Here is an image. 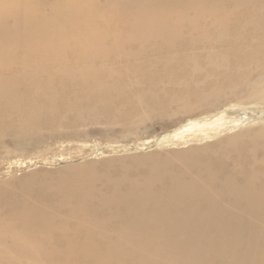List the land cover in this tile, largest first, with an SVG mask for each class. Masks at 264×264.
I'll use <instances>...</instances> for the list:
<instances>
[{"label":"rangeland","instance_id":"obj_1","mask_svg":"<svg viewBox=\"0 0 264 264\" xmlns=\"http://www.w3.org/2000/svg\"><path fill=\"white\" fill-rule=\"evenodd\" d=\"M126 1L132 4L135 8L139 9L142 13H144L147 9V7H142L141 8L142 10H141L139 7H136L132 2L136 1L138 3L137 0H126ZM177 1L175 5L173 6L174 13L181 14L182 12V14H184L183 11H186L189 8L190 10L188 9L185 14L186 16L188 14L187 17H190L189 19H192L191 16L193 17L195 11H198V9L200 11L201 9L202 11L206 10L200 6L202 2H207V4L208 3L212 4L213 1L214 3H216L218 0H200V2L198 0L197 1L189 0V1H193L191 2L193 6L190 4V2L189 4H187L188 2L187 0H183L184 2L182 0H177ZM219 1L224 2L222 3L223 6L220 4L221 2L219 3V5L217 4ZM219 1L216 4L218 5V7L226 6L224 7V9L220 7L223 11L227 10L226 13L218 10L219 8L216 6V4L214 3L212 5L209 4L208 5L209 7H207L208 9L211 7L209 11L210 13H207L209 18L206 17V20L204 19V22L203 20L202 21L198 20L196 24L197 27L203 26V25L205 26L208 23V20L210 18H214L216 16L217 18H219V20H222V18L225 17V15L230 11H231L229 13L230 15L228 14V16L231 17V13L233 11L234 17L242 18L245 16L248 10V7L251 5V2L253 0H245V3L240 4V5H238V3L237 4L228 3V1L226 0L225 1L219 0ZM195 2H198V3H195ZM182 3L184 5H182ZM197 4L198 6H196ZM236 5H238L239 7ZM184 6L185 7L189 6V7L185 8ZM202 6H204V4H202ZM215 6H216V9H214ZM234 7H238L239 11L237 10V8L235 11ZM179 8H181V10ZM229 9L231 10L229 11ZM139 10L133 12L132 15L136 16L137 14H139L140 12ZM189 11H193V12L189 13ZM220 12L222 13L221 15L223 16L218 15L220 14ZM234 17L232 16V18ZM222 21L225 22V18H223ZM224 22L220 23L218 29L215 30L216 35H214L215 38L213 37V40H212L213 42L209 40H207V42H204L202 41L203 38H200V37L196 39L192 37L191 38L181 37L182 38L181 39L179 37L178 42L176 41L174 43V47L177 45L175 48L172 46H169L166 49H164V47L168 46V44H164L162 40L160 44H157L154 46H152L150 42L146 44V46L141 47V48L137 45H132V47H135L136 50H131L130 52L132 54L137 53L138 55L132 56L126 62H118V63H121L120 66H117L119 65L117 62L114 63L113 65L112 64L107 65V67L102 66L101 64H93L91 65V68H93V70L89 69L88 71L87 69L90 68L88 67L86 69L87 71L86 70L83 71L88 75L87 77L85 75V78L87 80L85 78H82V75L80 73H77L78 71L75 72L74 71L75 69L73 70L74 68L73 64L69 65L67 70L71 68L72 69L71 72L74 71L73 73H75L74 75H76L77 78L73 75V73H72L73 77L67 76L66 75L67 73H65V71H64L65 74L62 73L60 76L57 75L58 77L53 76V77L47 78V77H41L40 74L34 75V77H36L35 86L31 88L28 87V89L18 90L14 94V96L11 97L10 99V101L14 103L13 106H11L8 103L0 106L1 108L0 109V208H1L0 218L8 217L9 219L6 218V220H9L10 222L13 219H20L21 221H25L27 227L24 230H28L29 228L33 227L32 229H29L30 232L31 231L33 232L30 233L29 230L28 232L23 231V229H19V232H21V235L27 233L29 236L27 234L23 236L28 237V239L30 240L38 241V239L40 238L42 239V237L38 235L39 234L38 232H41V230L45 231L47 229L48 231L46 230L45 232H48V233L44 232L43 234H45V236L47 234L48 236L50 235L49 239H51V236H52V242L54 241L55 243L59 242V238L61 237L60 236L54 237L55 235L49 232L50 230H57V229L59 230L60 228L62 229L61 230L62 232L69 230L67 231V233H68V236H71V234L74 231H76V228L79 225L78 220L79 221L81 220V223H84L88 221L89 222L94 221L95 219L94 224L96 223L95 224L96 226H94L90 230L83 229L80 238H88V237L93 238L96 241V243H98V244L95 243L98 247L96 249L107 251L106 248H108L110 250H113L114 252L111 255L103 253L102 255H100L102 257L97 256V258L98 257L102 258L99 261H97V264H114L115 262L116 264H131V263L132 264H147V263L148 264L150 263L151 264H188V261L190 260H197L196 264H264V210H262L264 209V206L259 207L258 210L254 214L247 213V211L245 210L246 203H241V205L230 209L229 195L234 200V197H232L231 195L232 191L230 189L229 191L227 190L222 191L218 183L221 180H226V178L232 177L234 182L235 183L237 182L236 186L243 184L238 189L242 191L244 190L243 193H245L246 192L245 190H247L245 179L252 178V181L253 180L254 181L252 182L253 185L250 186L249 188L250 192H252L250 198H252L253 196L257 197L264 203V177H263L264 176L263 175L264 174V164H262L264 163V157H259L257 160L259 161L260 159V161L259 163H256L258 165H255L254 167V165L252 164L253 166H251L250 168L247 165L246 158L237 160L238 158L237 156H232L231 157L232 158L231 160L233 161V164H231L232 167L230 166L224 167L223 165L224 163L221 162V158L218 156L222 152L224 153V150H226L227 152V149L229 147H226L224 145H216L218 142L225 140L227 137L229 136L231 137L232 135L234 136L238 133H241L242 131L249 130V128L250 129H256V128H261V127L264 128V110H263L264 107L258 104L256 105V103L254 104L253 101H249L248 100L249 94H248L247 89L246 88L241 89L242 82L244 83L246 81L245 84L243 85H247L248 82L254 83V79H255V83L264 81V53H263L264 44L263 45L261 44L251 45L252 43H247L246 45L245 44L238 45L236 43L233 46H230L229 48L221 51V48H220L221 46L217 43L216 45L220 47H215L216 50L213 53V48L211 47L215 43V41H218L216 37H220L221 32H222L221 35L225 36V38H230L229 36H231L232 39H234V35L238 34L239 32L240 33L243 32L242 29H240L236 24H234V25H229L231 27L230 31L223 33V31H221L223 29L221 28H223L225 23L228 24V22H225V23ZM57 23L59 26L64 25L62 22H59V21H56V24L54 25L57 26ZM71 23L74 24L75 22H71ZM174 23L179 24L178 21ZM137 25L138 23L134 24V26L131 27L132 29L130 28L132 33H134L133 31L137 27ZM184 26H185V29H184ZM188 26H189L188 23H184L183 25L180 26V33L182 31L184 32V34L182 32V35H185L187 31H193V29H190ZM176 28H179V26ZM198 29H201V27H199ZM218 31L219 33L217 35ZM178 35L175 36L177 39H178ZM193 39L195 40L194 42L191 41ZM196 41L199 42V44ZM203 46L205 47L204 49H203ZM149 47L151 48L154 47V48L150 49ZM248 48H251V49H248ZM207 49L212 50V52ZM256 49H258L260 52ZM193 50L195 51L193 52ZM201 50L202 52H211L212 55L211 53L210 55L214 61L213 60L211 61V58H210L209 60L210 62L208 61L201 62L200 70L201 71L204 70V71L201 72L199 70V73H206L207 71L209 73L210 72L218 73L217 74L218 78L216 77V80L219 81L218 84L217 83L214 84L212 80L207 81V78L204 77V75H202L198 79H194L190 73L186 72L185 70L179 69L180 67H183V68L185 67L184 66L186 63L185 58L194 57V55L196 56L201 55V52H200ZM253 51H254L255 57L252 59L250 58L249 54H252ZM243 52H245L244 54H248L247 56L248 58H244ZM173 54H176V55H173ZM188 54H190V56ZM239 54H240V57H239ZM154 56L156 58H154ZM221 58L222 59L226 58L228 60L227 66L228 68H230V75L232 77L231 82L229 81L224 82V79L221 78V75H223L222 70L215 69V67L220 62ZM169 61L172 63L173 67L165 69ZM213 62L215 63L218 62V63L214 64ZM203 66H206V67H203ZM126 67L127 69H129V71H126ZM46 70L47 71L49 70L48 72H50V68H46ZM94 70L96 71V74ZM103 70H105L106 72ZM238 70L239 72L237 74H234V72ZM119 71H121V73ZM115 72H117V74ZM156 73L161 74V77L167 74L174 73L175 77H174L173 82L170 85L166 87L158 88L157 81L155 79ZM151 74H154V75H151ZM79 76H81L82 79ZM97 78L99 80H96ZM105 78L106 79L108 78V80H105ZM201 83L202 84L205 83V84L202 85ZM137 84H140V85H137ZM114 85H115V88H113ZM220 85L222 89L219 87ZM122 86L124 89L122 88ZM197 86L200 89H198ZM218 89H219V93L217 95L215 94V92L218 91ZM223 89L224 91L222 92ZM228 89L230 90L228 91ZM231 89H233L232 93H231ZM115 90L118 92H116ZM160 91H164V92H160ZM209 91L210 92L213 91V94L212 93L209 94L210 93ZM175 94L177 95V98H175L176 96ZM203 94H206V95H203ZM186 95H189V96L185 97ZM213 95L215 97L217 96L216 97L218 99L217 102H216L215 97H213ZM226 95L228 97H225ZM178 96L179 98H182V99H179ZM183 97H185L184 98L185 103H184ZM206 97L207 98L212 97V98L206 100L207 99ZM15 100H19L23 107L22 110H19L21 111L20 113L18 110L15 109ZM138 100H141L142 102H139ZM187 102H189V104H187ZM201 102H203V104ZM200 103L202 104V107H200ZM183 104H186V105H184L183 108H181ZM194 104L196 105L193 108V106L191 105H194ZM197 104L199 106H197ZM230 104H231V107H230ZM251 105H253L254 107H252ZM187 106L190 109L189 108L186 109ZM39 107L40 109H38ZM197 107L199 110L197 109ZM232 107L233 109H231ZM193 122L196 124H194ZM212 124L214 126H212ZM250 125H253L251 126L252 128L250 127ZM189 126L190 127L192 126L193 130H192V127L190 128ZM196 126H197V129L199 127L201 128L197 130ZM186 128H188L189 130L191 129L192 131H188ZM139 129L140 131H138ZM239 129L241 131H239ZM48 131L50 132L48 133ZM182 131H184L185 133ZM201 131L202 132L204 131L206 134L205 133L203 134ZM188 132H190V134ZM127 133H129L130 135ZM201 133H202V136H200ZM207 136H210V137H207ZM247 143H248V140L244 139L243 141H239V143L237 142V146H242ZM258 145H257L258 148H261L264 145V142H258ZM204 146L205 148L207 146L210 147L209 149L211 150L210 152L211 154L207 153V157L203 156L202 153H198L194 155L193 157L190 156L187 158H182L181 160H177L174 157V153L176 154V153L186 152L187 150L189 151L190 149L191 150L193 149L194 151L198 152L201 150L200 147L203 149ZM218 146L219 148H217ZM221 146L222 148H220ZM218 152H219V155H218ZM144 154H150V155H148L147 157V155H144ZM200 154L202 156L198 157L200 156ZM135 155H137L138 157ZM140 155L141 157H139ZM169 155L170 156L173 155L172 158H170ZM145 156L147 157L146 158L147 160L143 159ZM212 157H214V159ZM138 158L139 159L142 158V159L139 160ZM216 158L218 161L215 160ZM133 159L134 160L136 159L135 161L137 160L138 161L137 162L134 161L135 163H133ZM212 159H213V162H212ZM223 159L225 158L223 157ZM142 160L143 161L146 160L144 161L146 162V164L143 163ZM187 160L189 163H187ZM219 160L221 162L220 166H218ZM163 161L165 162L163 163ZM193 161L197 162V164L195 165L193 164L194 167L191 166V163ZM203 161H206V162H203ZM119 162L120 164H118ZM169 162L172 165L168 164V167L162 166ZM174 162H176L177 164ZM209 162L211 164L210 171H212L211 172L212 174L214 173L213 175L216 178V181L209 185L205 184L204 189L207 192L213 191L212 193H216L218 196L213 195L210 199L199 200L193 203L190 201L184 202V205L186 206L187 209L192 208L195 210L196 214L198 215L205 214L207 216L208 221H206L205 224H207L208 228L204 229L202 232H199L198 228H201L202 226L197 225L196 226L197 229L194 227L192 229H189V231L187 230L188 235L184 239L163 238V239H157V240H146V239L145 241L140 240L141 253H137V254L129 255V256L119 254L118 248L121 247L122 245H123L122 247L125 250L132 251L134 248L137 249V244L135 242L136 240L128 239L124 234L123 236L118 234L119 235L118 236L117 234L112 232L113 230L112 231L110 230L116 227L114 231L116 230L118 231L119 227L121 226L120 221H114V220L107 219L109 218L108 214L110 212H111L110 214L114 213L115 211L119 212L120 214L122 213V211H120L121 209L119 206L115 208L114 202L118 204L120 200L118 201L117 199L120 196L128 194V192L130 191H131L130 193H133L134 189H136L137 187L147 188V184L152 180L153 177L158 178V179L162 178V181H163L164 178L168 175L182 177V176H186L190 174H197L200 168H202V166L206 165ZM121 163L124 166L127 164L126 165L127 167L125 166L126 170H125V167ZM142 163L146 167L144 166V168H142L143 166ZM155 163L157 164V167ZM249 163L250 162L248 161V164ZM150 165L153 168L150 167ZM170 165L171 167L169 168ZM215 165H217V168ZM239 165L241 166L239 167ZM160 166L163 167V168H160L162 170L160 169L158 170ZM214 166L216 170L215 168L212 170ZM233 167H236V168H233ZM237 168L239 169L237 170ZM241 168H242V172H240ZM81 169H83L84 172ZM89 170L90 171L93 170L92 173L89 172ZM149 170L152 172H150ZM217 170H220V171H217ZM224 170H226V172ZM94 171L95 173L93 174ZM189 171H192L194 173H190ZM254 171L255 172L258 171L257 175L258 173L261 172L260 173L261 175L259 174L258 176L259 178H256L257 176L255 175L256 173ZM121 172L124 173V175L121 174ZM148 172H150L151 174ZM96 173L98 175H96ZM99 174H101L102 177ZM147 174H150V175L148 176ZM221 175H224V176L222 177ZM89 176L92 178H90ZM95 176H98L100 178L104 177V178L103 179H100L97 177L95 178ZM159 176L161 177L159 178ZM92 179L93 181H91ZM165 179H168V177H166ZM242 179H243V182H242ZM79 180L84 183L79 182ZM120 180L121 182H124V184L121 183ZM88 181H91V182H88ZM112 181L113 183H116L118 181L116 183L117 186L116 184L114 185L113 183H110ZM164 182L166 183L167 180H164ZM118 183H121L123 185L118 184ZM257 183H260V185ZM4 185L6 189L4 188ZM54 185L55 186L57 185V186L55 187ZM101 185H102V188H101ZM118 185L120 186L118 187ZM130 185H133V186H130ZM213 185L215 186L213 187ZM156 186H159L160 188L159 187L155 188V186L152 188L151 193H153L154 196H157L158 194H160V192L168 193L170 190H172L171 186L168 184L167 185L157 184ZM208 186H209V189H208ZM93 187H95L96 189ZM112 190L113 191L115 190L116 192L120 190V191H123V193L117 192V194H114L115 191L112 193ZM105 194L107 195L105 196ZM91 195L93 197L95 196L94 199L92 198ZM110 197H112L113 199L112 198L110 199ZM200 201H201V205L203 206H200ZM202 203H204L205 205ZM217 203L219 205H217ZM69 204H71L73 207L71 205L69 206ZM242 204H245V205L242 206ZM109 208L111 211L109 210ZM147 208L150 209L152 207H147ZM117 209L118 210L120 209V210L118 211ZM162 209L163 210L165 209L164 211L170 216H174L177 213L175 209H168L170 210L169 212H167L166 208H162ZM153 210H155L156 212L161 211L157 209H153ZM242 210L246 211V213H242L241 212ZM14 211L16 212L14 213ZM150 211H152V209H150ZM78 213L81 215V217H78V220H76V218H74L73 216L74 214L77 215ZM15 214H16V217H15ZM19 214H22L24 216L19 215ZM224 214L225 215L229 214V215H227L226 217ZM27 215L29 216L27 217ZM235 217L239 219V222H236L237 220L235 219ZM144 218L145 217L143 216L141 217L140 224L145 225L147 228H150V229L151 228L158 229L160 221L158 220L153 221L147 217L145 219ZM73 219H75V221ZM185 219L186 221H188V219L190 218L186 217ZM170 221L177 222V219L174 218V219H171ZM225 221H227V223ZM229 221L231 222L232 225L230 224ZM58 223H60V225H58ZM74 223L76 225H74ZM143 223H146V224H143ZM216 223H220L224 226V227L221 226L223 227L221 228L222 233H220L219 230L215 229ZM67 224L69 227L67 226L65 228L64 226H66ZM97 224L99 226H97ZM177 224H180V223L177 222ZM225 224L227 226H225ZM250 224L256 225V227L252 228L250 227ZM54 225L56 226L54 227ZM99 227L100 229H98ZM101 228H103L102 230H104L107 234L101 233ZM232 229L233 231L231 232ZM183 232L185 231L183 230ZM32 233L33 234L36 233L37 238L36 236L34 237L35 234L33 235ZM194 233L201 234L198 243H203V245H207L210 248L211 247L216 248V254L221 253L225 260H218L217 259L218 257L215 256V254L208 256V258L206 259L201 258V253L191 248V243H193L194 241V238H193ZM98 234L100 236H102V234L104 236H108L110 240L106 239V242H105L100 237L98 238ZM222 234H224L225 238H223ZM111 235L112 236L114 235V236L112 237ZM41 239H40V242H41ZM110 241L112 244L111 245L112 248L108 247L110 245L108 246L103 245L104 243L107 244ZM181 242L183 244H181ZM128 247L129 249H127ZM175 248H177V251L175 250ZM203 251L206 252L205 250ZM35 256H37L39 259H44L39 254ZM126 256H127V259H126ZM87 257L94 258L95 256L90 254ZM103 259L105 261H103ZM128 259H129V263H128ZM42 261L47 264L45 260H42ZM54 262L57 263L59 261L55 260ZM111 262H114V263H111Z\"/></svg>","mask_w":264,"mask_h":264},{"label":"bare ground","instance_id":"obj_2","mask_svg":"<svg viewBox=\"0 0 264 264\" xmlns=\"http://www.w3.org/2000/svg\"><path fill=\"white\" fill-rule=\"evenodd\" d=\"M137 1H138V3L136 1L132 2L136 7H139L140 9L142 7H147V9H146V11L144 13H142L139 9L135 8L132 4L128 3L126 0H0V106H2L4 104H7V103L10 104L11 106H13L14 103L11 102L10 99H11V97L14 96V94L18 90H20V89H28V87L31 88V87L35 86L36 85V81H35L36 77H34V75L40 74L41 77L50 78V77L57 76V75L60 76L65 71V73H67L66 74L67 76H70V77L72 76L73 77V75L75 74L73 72L74 71L75 72L78 71L77 73H80L82 75V78H85V75H86V77L88 75L85 72H83V71H85L88 67H90V68L87 69L88 71H89V69L93 70V68H91V65H93V64H101L102 66H106L107 67V65H111V64L113 65L116 62L117 63L118 62H126L132 56L138 55L137 53H133L132 54L130 52L131 50H136L135 47H132V45H137V46H139L141 48V47L146 46V44H148L150 42L152 44V46H154V45L160 44L161 40H162L164 42V44H168V46L164 47V49H166L169 46L174 47V43L176 41L178 42L179 37L180 38L181 37H184V38H191L192 37V38H195V39L200 37V38H203L202 41H204V42H207V40L213 42L212 41L213 37H214V35H216L215 30L218 29L220 23L224 22V21H222L223 18H225V22H228V24L224 22L225 25L223 26V28H221V29H223V30H221V31H223V33L224 32L226 33L228 31H230L231 27L229 25H234V24H236L240 29H242L243 32H241V33L239 32L238 34L234 35V39H232L231 36H229L230 38H225V36L221 35L222 34V32H221L220 33V37H216V39H218V41H215V43L211 47V48H213V53L216 50L215 47H220L221 46L220 48H221V51H222L224 49L229 48L230 46H233L236 43L238 45H240V44H245L246 45L247 43H252L251 45H253V44H261V45H263L264 44V0H253L251 2V5L248 7V10H247L245 16L242 17V18L234 17V14H233L234 12L233 11L231 13V17L228 16V14L231 12L230 11L231 9H229L230 12H228L225 15V17L222 18V20H219V18H217V16L215 15L216 17L210 18L208 20V23L205 26L204 25L203 26H199V27H201V29H198L199 27L196 26L197 21L198 20H201V21L203 20V22H204V19L206 20V17L209 18L207 13H210L209 11H210L211 7L209 9L207 7H209L208 5L211 4V3L207 4V2H202V4H204V6H202V4L200 6L203 7L204 9H206V10L202 11V9H201V11H202L201 12L198 9V11H195L193 17L191 15H189L192 18V19H189L190 17H187L188 14H187V16L185 14L186 11L189 8L186 11H183L184 14H182L181 11H180L181 14H175L174 13L173 6L175 5L177 0H137ZM187 1H188L187 4H189V2H190V4L192 5L191 2H193V1H189V0H187ZM198 1L200 2V0H198ZM223 1H225V0H223ZM226 1H228V3H231V4H234V3L237 4L238 3V5L245 3V0H226ZM177 2H179V1H177ZM220 2L221 1H219L217 4L219 5ZM126 3H128L129 5L126 4ZM195 3H198V2H195ZM213 3H214V1L212 2V4ZM216 3H214V4H216ZM222 3H224V2L220 3L223 6ZM217 4H216V6L218 7ZM182 5H184V4L182 3ZM238 5H236V6H238ZM189 6H187V7H189ZM196 6H198V4ZM200 6H199V8H200ZM216 6H215L214 9H216ZM222 6H220V7H222ZM187 7H185V8H187ZM194 7H195V5H194ZM220 7H218L219 8L218 10H220L221 12H225L226 13L227 10L223 11ZM224 7H226V6H224ZM224 7H222V8L224 9ZM238 7H234L235 11H236V8L238 10ZM179 9L181 10V8H179ZM232 9H233V7H232ZM137 10L140 11L139 14H137L136 16L135 15L133 16L132 15L133 12H135ZM191 12H193V11H189V13H191ZM221 12H220V14H218L219 16L222 14ZM221 16H223V15H221ZM232 16L234 18H232ZM56 21L62 22L64 25L63 26H61V25L59 26L58 23H57V26H56V25H54V24H56ZM177 21L179 22V24L174 23V22H177ZM71 22H75V23L72 24ZM137 23H138V25L134 29V31H133L134 33H132L130 28L132 26H134V24H137ZM184 23H188L189 24L188 27L190 29H193V31H187V33H185V35H182L183 31L180 33V26L183 25ZM59 24H61V23H59ZM203 24H205V23H203ZM178 26H179V28H176ZM184 29H185V26H184ZM186 29H187V27H186ZM218 33H219V31L217 32V35H218ZM183 34H184V32H183ZM241 34H243V35H241ZM176 35H178V39L175 37ZM235 39H237V40H235ZM191 41L194 42L195 40L193 39ZM197 43L199 44V42H197ZM217 43L220 46H217L216 45ZM246 47H248V46H246ZM149 48L152 49L154 47H152V48L149 47ZM204 48L205 47L203 46V49ZM231 49H232V47H231ZM248 49H251V48H248ZM248 49H247V51H248ZM207 50H209V49H207ZM256 50H258V49H256ZM256 50H255V52H256ZM194 51L195 50H193V52ZM203 51H205V50H203ZM209 51L212 52V50H209ZM200 52H201V55H197V56L194 55V57H188V58L184 57L185 58V62H186L185 65H184L185 67L184 68L180 67L179 69L185 70L186 72L190 73L191 76L194 79H198L202 75H204V77L207 78V81L212 80V82L214 84L215 83L218 84L219 81L216 80V77L218 78V76H217L218 73H216V72H210L209 73L207 70L206 71L208 73L207 72L206 73H199V70L201 68L200 67V63L201 62H207V61L210 62L209 60H210L211 55H212L211 52H202V50ZM245 52H243V54ZM175 53H177V52H175ZM210 53H211V55H210ZM173 55H176V54H173ZM188 55L190 56V54H188ZM249 55H250V58L253 59L255 57L254 51L252 52V54H249ZM243 56H244V58H248L247 57L248 54H244ZM17 57H19V58H17ZM227 57H229V56H227ZM239 57H240V54H239ZM154 58H156V57L154 56ZM173 60H174V58H173ZM212 60L213 59L211 58V61ZM215 61H217V60H215ZM227 62H228V60L226 58H223V59L221 58L219 63L218 62H216V63L213 62V63L214 64L218 63V65L216 67L215 66L214 67H215L216 70H222L223 75H221V78L224 79V82H227V81L231 82L232 77L230 75V68H228ZM71 64L74 65V68L72 67L73 70L75 69L73 72H71V70H72L71 68L69 70H67L68 66L71 65ZM118 64L119 65H117V66H120L121 63H118ZM212 65H211V67H212ZM93 67H95V66H93ZM98 67H99V65H98ZM110 67H112V66H110ZM170 67H173V66H172V63L169 61V63L166 65L165 69H168ZM203 67H206V66H203ZM46 68H50V72H48L49 70L47 71ZM105 70H107V69H105ZM105 70H103V71H105ZM239 70L235 71L234 74H237L239 72ZM94 71H93V73H94ZM126 71H129V69H127V67H126ZM203 71H201V72H203ZM119 72L121 73V71H119ZM72 73H73V75H72ZM115 73L117 74V72H115ZM178 73H180V72H178ZM95 74H96V71H95ZM133 74H134V72H133ZM151 75H154V74H151ZM74 76L76 77V75H74ZM121 76H123V75H121ZM79 77L81 78V76H79ZM174 77H175L174 73L173 74H167V75H165L163 77H161V74L156 73L155 74V79L157 81L158 88L159 87H166V86L170 85L173 82ZM95 78H96V76H95ZM96 80H99V79L97 78ZM105 80H108V78L107 79L105 78ZM183 80H185V79H183ZM240 80H241V78H240ZM205 81H206V79H205ZM243 81H244V79H243ZM245 82L244 83L242 82L241 89L242 88H246L247 89L248 94H249L248 100L249 101H253L254 104L256 103V105L258 104V105H261V106L264 107V81L255 83V79H254V83L253 82L252 83L248 82L247 85H243V84H245ZM104 84H106V83H104ZM204 84L205 83H203L202 85H204ZM137 85H140V84H137ZM194 85H196V84H194ZM111 86H113V85H111ZM186 86H187V84H186ZM79 87H80V85H79ZM116 87H118V86H116ZM219 87L221 88V85ZM113 88H115V85H114ZM122 88H123V86H122ZM197 88H198V86H197ZM163 89H165V88H163ZM198 89H200V88H198ZM53 90H54V88H53ZM229 90L230 89H228V91ZM232 90L233 89H231V93H232ZM213 91H211V92L209 91L210 92L209 94H211V93L213 94ZM223 91H224V89L222 90V92ZM116 92H118V91H116ZM120 92H121V90H120ZM160 92H164V91H160ZM225 92H226V90H225ZM166 93H165V95H166ZM218 93H219V89H218V91L215 92V94L218 95ZM53 95H54V93H53ZM177 95L175 96V98H177ZM203 95H206V94H203ZM188 96L189 95H186L185 97H188ZM220 96H221V94H220ZM228 96H229V94H228ZM228 96L226 95L225 97H228ZM136 97H138V96H136ZM185 97H183V100H184ZM213 97H215V96L213 95ZM216 97H215V99H216V102H217L218 99ZM172 98H173V96H172ZM178 98H179V96H178ZM211 98H207L206 100L211 99ZM14 99H16V98H14ZM179 99H182V98H179ZM220 100H222V99H220ZM138 101L142 102L141 100H138ZM179 101H181V100H179ZM243 101H244V99H243ZM243 101H241V102H243ZM204 102H206V101H204ZM53 103H55V102H53ZM184 103H185V100H184ZM201 103L203 104V102H201ZM201 103H200V107H202ZM207 103H208V101H207ZM187 104H189V102H187ZM184 105H186V104H183L181 106V108H183ZM195 105L196 104L191 105V106H193V108H194ZM188 106H190V105H188ZM188 106L186 107V109L189 108ZM197 106H199V105L197 104ZM251 106L254 107L253 105H251ZM230 107H231V104H230ZM22 108L23 107H22L20 101L19 100H15V109L19 111V110H22ZM38 109H40V107ZM191 109H192V107H191ZM197 109H198V107H197ZM231 109H233V107ZM234 109H235V107H234ZM244 110H245V108H244ZM20 112L21 111H19V113ZM33 112H34V110H33ZM120 112H121V110H120ZM8 119H10V118H8ZM198 119H200V118H198ZM194 124H196V123H194ZM208 124H210V123H208ZM220 124H222V123H220ZM214 125H215V123H214ZM214 125L212 124V126H214ZM197 126H196V129H197ZM251 126H253V125H250V127ZM81 127H83V126H81ZM193 127H192V130H193ZM199 128H201V127H199ZM186 129L188 131H192L191 129L190 130L188 128H186ZM194 130H195V128H194ZM138 131H140V129ZM239 131H241V130L239 129ZM49 132L50 131H48V133ZM182 132H184V131H182ZM188 133L190 134V132H188ZM202 133L204 134L205 132L203 131ZM202 133H201L200 136H202ZM127 134H129V133H127ZM191 134H192V132H191ZM194 134H195V132H194ZM124 136H126V135H124ZM207 137H210V136H207ZM244 139H247L248 143L244 144L242 146H237V142L239 143V141H243ZM108 142H110V141H108ZM114 142H116V141H114ZM258 142H264V128L263 127L256 128V129H250L249 128V130L242 131L241 133H238V134H236L234 136L232 135L231 137L229 136L225 140H223L221 142H218L216 145H224V146L229 147V148L228 149L226 148L227 152H226V150H224V153L222 152L223 155H222V153L219 155V152H218L219 156L218 155L217 156L221 158V162L224 163V164L222 163L224 165V167H229V166L232 167L231 166V164H233V161L231 160L232 156H237L238 157L237 160L246 158L248 167L251 168V166H253V165L255 167V165H258L256 163H259V161H260V159H259V161L257 159L259 157H264V145L261 148H258V146H259ZM208 146L206 148L204 146L203 149L200 147L201 150L198 151V152L194 151L193 149L192 150L190 149L189 151L187 150L186 152H181V153H176V154L174 153V157L177 160H181L182 158H187V157H190V156L193 157L194 155H196L198 153H202L203 156L207 157V153L211 152V150L209 149L210 147H208ZM197 148H198V146H197ZM217 148H219V146ZM220 148H222V146ZM8 149H10V148H8ZM223 149H225V148H223ZM171 151H172V149H171ZM220 151H222V150H220ZM160 153H162V152H160ZM216 153H217V151H216ZM169 154H171V153H169ZM144 155H147V157H148V155H150V154H144ZM135 156H137V155H135ZM172 156H170V158H172ZM201 156L202 155L200 154V156H198V157H201ZM222 156L225 159H223ZM131 157H129V158H131ZM137 157H136V159H137ZM139 157H141V155ZM147 157L145 156L143 159H146ZM158 157H159V155H158ZM160 158H161V156H160ZM212 158L214 159V157H212ZM140 159H142V158H140ZM157 159H159V158H157ZM164 159H165V157H164ZM213 159H212V162H213ZM123 160H125V159H123ZM135 160L133 159V163L138 161V160L137 161H135ZM146 160H144V161H146ZM215 160H217V158ZM144 161H143V163L146 164V162H144ZM248 161L250 162L249 164H248ZM261 161H263V160H261ZM120 162L118 164H120ZM140 162H138V163H140ZM164 162L165 161H163V163ZM166 162H167V160H166ZM203 162H206V161H203ZM221 162L219 160V162H218L219 165L218 166H220ZM123 163H125V162H123ZM143 163H142V165H143ZM174 163H176V162H174ZM187 163H189L188 160H187ZM240 163H241V161H240ZM94 164H96V163H94ZM168 164H171V163L169 162V163H166L165 165H162V166L168 167ZM193 164L195 165V164H197V162L193 161L191 163V166L194 167ZM262 164H264V163H262ZM83 165H85V164H83ZM171 165L169 166V168L171 167ZM210 165L211 164L209 162L206 165H204L205 167L202 166V168H200V170L197 172V174H190V175H186V176H182V177L171 176V175L169 176L168 175V176H166V177H168V179H165L166 177L164 178V180H167L166 183L164 182V180L162 181V178L158 179V178H154L153 177L152 180L147 184V188L146 187H144V188L137 187L136 189H134L133 193H130L131 192L130 191V192H128V194L120 196L117 199L118 201L119 200L120 201L118 202V204L116 202H114V205H115V208L117 206H119L120 209H121V210L120 209L119 210L122 211V213L120 214L119 212H116V211L114 212L112 210L114 213L110 214L111 213L110 212L108 214L109 218H107V219L114 220V221H120L121 222V226L119 225L120 227H119L118 231L117 230L114 231L116 227L114 229H110V230L111 231L113 230L112 232L117 234V235L120 234V235L123 236V234H124L128 239L136 240L135 242L137 244V249L134 248L132 251L125 250L122 247L123 245L121 246V244H120L121 247L118 248L119 252L118 251L117 252L119 254H122V255H128V256L129 255H134V254H137V253H141V251H140V240H143V241H145V239L146 240H157V239H163V238L184 239L188 235L187 234V230L189 231V229H192L194 227L196 228L197 225H201L202 226L201 228H198L199 232H202L204 229H207L208 226H207V224H205V222L208 221L207 216L205 214H203V215L196 214L195 210L192 209V208L191 209H187L186 206L184 205V202L185 201H190V202L193 203V202L199 201V200L210 199L213 195L218 196L216 193H212L213 191L212 192H210V191L207 192L204 189L205 184L209 185V184H212V183H214L216 181V178L213 175L214 173L212 174L211 173L212 171H210V169H211ZM144 166L145 165H143L142 168H144ZM215 166L217 168V165H215ZM215 166L212 168V170L215 168ZM234 166H235V164H234ZM240 166L241 165H239V167ZM68 167H70V166H68ZM113 167H114V165H113ZM126 167H125V170H126ZM128 167H130V166H128ZM150 167H152V166L150 165ZM156 167H157V164H156ZM160 168H163V167L160 166L158 168V170ZM216 168H215V170H216ZM233 168H236V167H233ZM146 169H148V168H146ZM176 169H178V168H176ZM238 169L239 168H237V170ZM81 170L83 171V169H81ZM107 170H108V168H107ZM160 170H162V169H160ZM226 170H224V171L226 172ZM92 171L89 170V172H91V173H92ZM137 171H138V169H137ZM217 171H220V170H217ZM228 171H230V170H228ZM150 172H152V171H150ZM150 172H148V173H150ZM189 172L190 173H194L192 171H189ZM240 172H242V168H241ZM251 172H252V170H251ZM257 172H255L256 174L255 173L254 174L257 176L256 178H259L258 176H259V174L261 172L258 173V175H257ZM85 173H87V172H85ZM94 173H95V171L93 172V174ZM166 173H168V172H166ZM105 174H106V172H105ZM121 174L124 175V173H122V172H121ZM150 174H147V175L149 176ZM161 174H163V173H161ZM230 174H231V172H230ZM262 174H263V172H262ZM96 175H98V174L96 173ZM99 175L102 177L101 174H99ZM138 175H139V173H138ZM109 176H111V175H109ZM221 176L223 177L224 175H221ZM96 177L100 178L98 176H95V178ZM156 177H157V175H156ZM160 177L161 176H159V178ZM87 178H88V176H87ZM90 178H92V177H90ZM103 178H100V179H103ZM133 178H135V177H133ZM256 178H254V179H256ZM93 179L91 181H93ZM123 180H125V179H123ZM127 180H126V182H127ZM91 181H88V182H91ZM99 181H101V180H99ZM113 181L110 182V183H113ZM245 181H246V185H247V190H245L246 191L245 193H243L244 190L242 191V190L238 189L243 184L240 183L241 185L236 186L237 182L235 183L232 177H228V178H226V180H221L220 182H218V181L217 182L219 183L220 188L222 189V191H224V190L229 191V189L232 191V193L231 192L230 193H231L232 197H234V200L231 198V196L228 193L229 198H230V203H229L230 209L241 205V203H246L245 210L247 211V213H249V214L253 213L254 214L258 210L259 207H263L264 206V203L260 199H258L257 197L253 196L252 198H250L252 192H250L249 188H250V186L253 185L252 182L254 180L252 181V178H249V179L246 178ZM46 182H47V180H46ZM69 182H71V181H69ZM79 182H82V181L79 180ZM120 182H121V180H120ZM242 182H243V179H242ZM260 182H261V180H260ZM75 183H77V182H75ZM82 183H84V182H82ZM116 183H113V184L115 185ZM121 183L124 184V182H121ZM121 183H118V184H121ZM123 184H121V185H123ZM157 184H163V185L164 184H166V185L168 184V185L171 186L172 190H170L168 193L160 192V194H158L157 196H154L153 193H151L152 192L151 190H152V188L154 186H155V188L159 187V186H156ZM257 184L260 185V183H257ZM5 185H4V188H5ZM50 185H51V183H50ZM8 186H10V185H8ZM116 186H117V184H116ZM119 186L120 185H118V187ZM130 186H133V185H130ZM214 186L215 185H213V187ZM93 188H95V187H93ZM101 188H102V185H101ZM138 188H140V189H138ZM54 189H56V188H54ZM208 189H209V186H208ZM114 191L112 190V193ZM117 192H119V193L122 192L123 193V191H120V190H118ZM117 192L115 191L114 194H117ZM154 192H156V191H154ZM100 193H101V191H100ZM106 195L107 194H105V196ZM94 197L92 196L93 199H94ZM112 197H110V199ZM107 201H109V200H107ZM102 202H104V201H102ZM111 202H112V200H111ZM220 202H221V200H220ZM202 204H204V203H202ZM70 205L71 204H69V206ZM217 205H219V204L217 203ZM243 205H245V204H242V206ZM200 206H203V205H201V201H200ZM147 207H152V208H150V209H152V211H150V209H148ZM105 208H106V206H105ZM110 208H111V206H110ZM110 208H109V210H110ZM162 208H166L167 212L170 211L168 209H175L177 211V213L174 216H170L164 211L165 209L163 210ZM153 209H157V210H161V211H157L156 212ZM203 209H204V207H203ZM262 210H264V209H262ZM246 211L242 210L241 212L242 213H246ZM15 212L16 211H14V213ZM73 212H71V213H73ZM0 214H1V212H0ZM6 215H8V214H6ZM19 215H22V214H19ZM227 215H229V214H227ZM227 215H225V216L227 217ZM22 216H24V215H22ZM28 216L29 215H27V217ZM142 216L145 217V218L147 217V218H149V219H151L153 221H156V220L160 221L158 229H153V228L150 229V228H147L145 225L140 224V220H141ZM1 217H3V216H1ZM9 217H11V216H9ZM15 217H16V214H15ZM73 217L76 218V220H78V217H81V215L78 213L77 215L74 214ZM186 217H189L190 219H188V221H186V219H185ZM6 218H8V217H6ZM6 218H0V264H46L42 260H45L47 262V264H97V261L102 259V258H99V257L97 258V256H100L103 253H106V254H109V255L114 253L113 250H110L108 248H106L107 251H102L101 249H96V248H98L97 245H96L98 243H96V241L93 238H89V237L88 238H80L83 229H89L90 230L94 226H96L95 225L96 223L94 224L95 219H94V221H91V222L88 221V222H84V223H81V220L80 221L78 220L79 225H78L77 228L75 226L76 231H74L71 234V236H68L67 231H69V230H67L65 232H62L61 228L59 230L58 229L57 230H50L49 232L53 233V235H55L54 237H56V236H60L61 237V238H59V242L55 243L54 241L52 242V236H51V239H49L50 235L48 236V234H47L45 236V234H43L47 229L45 231L41 230V232H38L39 233L38 235L40 237H42V239L40 238L41 242H40V239H38V241L30 240V239H28V237L23 236V235H25L27 233L21 235V232H19V229H23V231H27L28 232V230L32 229L33 227L29 228L28 230H24L27 227L25 221H21L20 219H13V220L10 219V220H12L10 222L9 220H6ZM13 218H14V216H13ZM174 218L177 219V222H179L180 224H177V222H174V221L173 222L170 221L171 219H174ZM235 219L237 220L236 222H239L238 218L235 217ZM73 220L75 221V219H73ZM18 221H20V222H18ZM225 222L227 223V221H225ZM143 224H146V223H143ZM230 224H231V222H230ZM27 225H29V224H27ZM58 225H60V223H58ZM74 225H76V224L74 223ZM55 226L56 225H54V227ZM67 226H68V224L66 226H64V227L66 228ZM97 226H99V225L97 224ZM221 226H223V225L220 224V223H216L215 224V229L219 230L220 233H222L221 232V228L224 227V226L223 227H221ZM225 226H227V225L225 224ZM58 227H60V226H58ZM149 227H150V225H149ZM250 227L254 228V227H256V225L250 224ZM98 229H100V227ZM102 229L103 228H101V233L105 234L106 232L104 230H102ZM183 230L185 232H183ZM232 231H233V229L231 230V232ZM29 232H30V230H29ZM31 232H33V231H31ZM93 232H95V231H93ZM231 232H230V234H231ZM45 233H48V232H45ZM63 233H65V234H63ZM98 233H99V231H98ZM34 234L33 235L35 237L36 233H34ZM222 235H223V238H225L224 234H222ZM239 235H240V233H239ZM200 236H201L200 233H194L193 234L194 241H193V243H191V248L195 249V251H197V252H200L201 253V258L206 259V258H208V256H211V255L215 254V256L218 257L217 258L218 260H225L221 253H217L216 254V248H214V247L210 248L207 245H203V243H198ZM99 237L101 239H103V241H105V242H106V239L110 240L108 236H104L103 234H102V236H100L98 234V238ZM112 237H110V238H112ZM36 238H37V236H36ZM108 240H107V242H108ZM112 240H114V239H112ZM203 241H205V240H203ZM115 242H116V240H115ZM181 244H183V243L181 242ZM103 245H106V246L110 245L108 247L112 248L111 247V245H112L111 241L109 243H107V244L104 243ZM127 249H129V247ZM130 249H131V247H130ZM175 250L177 251V248H175ZM203 250H205L206 252H204ZM37 254H39L44 259H39L37 256H35ZM90 254L94 255L95 257L94 258H88L87 256H89ZM97 254H99V255H97ZM109 255H107V256H109ZM100 257H102V256H100ZM104 257H106V256H104ZM113 257H115V256H113ZM126 259H127V256H126ZM55 260H58L59 262L55 263L54 262ZM105 260H106V258H105ZM105 260L103 259V261H105ZM196 261L197 260H190V261H188V264H196ZM111 263H114V262H111ZM128 263H129V259H128ZM114 264H116V262Z\"/></svg>","mask_w":264,"mask_h":264}]
</instances>
